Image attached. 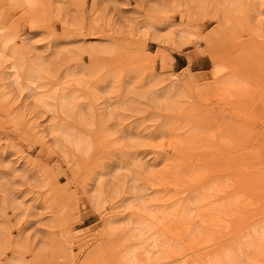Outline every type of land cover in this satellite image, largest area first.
<instances>
[{
  "label": "rangeland",
  "instance_id": "1",
  "mask_svg": "<svg viewBox=\"0 0 264 264\" xmlns=\"http://www.w3.org/2000/svg\"><path fill=\"white\" fill-rule=\"evenodd\" d=\"M38 4L33 13L0 0V26L42 64L46 81L74 89L92 108L90 151L72 159L43 136L51 114H29L15 88L0 98V264L14 251L25 264H109L110 252L99 248L102 217L123 203L161 208L168 227L183 215L179 229L215 210L213 239L191 258L220 252L262 217L264 0H243L237 13L217 0ZM217 64L244 79L224 98L213 87ZM101 106L107 124L98 120ZM102 183L120 186L106 210L90 197ZM236 192L238 206L216 210ZM195 194L200 201L183 213Z\"/></svg>",
  "mask_w": 264,
  "mask_h": 264
},
{
  "label": "bare ground",
  "instance_id": "2",
  "mask_svg": "<svg viewBox=\"0 0 264 264\" xmlns=\"http://www.w3.org/2000/svg\"><path fill=\"white\" fill-rule=\"evenodd\" d=\"M10 1L25 4L33 13L38 11L37 6L39 5V0ZM242 1L243 0H217V6L221 9H225L226 5H229L231 13H237L240 11L238 7ZM193 3L195 4V1ZM194 4L193 6L196 4L199 6L198 3ZM250 5L253 7L252 3H250ZM252 10L258 12L260 8L254 6ZM12 41L13 38L11 34L6 33L0 26L1 101H4V97H8L11 89L14 88L18 90L19 93L25 94L29 99V102L25 103V106L29 109V114L32 112H48L51 114L47 131L45 130L42 132H45L43 136L48 137L51 134L55 145L65 150L70 158L81 159L90 151V140L84 133V129L93 124V117L91 116L92 108H90V106L86 107L85 104L79 102L78 94L75 93L74 89H67V86L59 83L52 85L53 83L50 84L48 80L46 81V76L42 73L44 70L42 64L36 62V57L29 61L26 57L27 52L24 51L22 47L15 48L14 45H12ZM55 59L52 60L55 61ZM215 69L217 79L213 87L214 91L220 97H226V95L232 93L236 88L242 85L244 79L242 80L240 78L239 73L234 71L225 73L224 65L219 64L215 66ZM66 74L68 78L74 77L73 73ZM151 93L153 95L156 94L155 92ZM99 108L98 120L102 124H107L109 118L104 115V106ZM101 137L104 141L108 138L105 134H102ZM94 190V193L90 197L93 204L98 208H103L108 205V203L113 200L111 198L113 194H115L114 196L120 194V186L116 189H111L110 193V191L106 189V184L104 183L100 184L99 187ZM227 197L228 198L224 197L225 200L221 199L222 201L216 210L218 209L223 213L234 205L238 206L241 202L240 193L236 192ZM200 199L201 197L195 194L191 199L189 198L186 200L180 209L183 213L190 210L192 211V204L193 206L194 204H198ZM121 206H123L122 211L125 208H129L132 210V213L123 218H112V216H118L122 213L120 210ZM121 206H114L111 209V215L102 217L104 219V224L101 228V234L104 238V242L99 248L100 250L110 252L109 259L111 262H109V264H264V214L261 215L262 217L259 219L257 218L254 223H252V221V224L247 226L248 228L242 235L238 236V238L231 242L230 245H227V247L222 248L220 252H207L203 255L204 257L191 258L190 255H193L194 250L207 246L213 239L211 223L215 222L213 221L215 210L206 211L205 215H202L203 218L201 220L195 219L196 221L192 228H190V225H187L185 228H181L180 226L179 229V222L182 221L183 218L181 216L183 215L175 217L169 225L170 227H168L166 226L165 215L158 216V212H160L161 208L160 210L153 209L148 206L145 201L139 204L131 202L126 204L123 203ZM106 207L104 208L105 210L107 209ZM117 207L119 208L117 209ZM197 208L196 206V209ZM196 209L194 208L195 212ZM136 211H138L139 214L136 215V213H138ZM160 213H162V210ZM177 229L180 231H177ZM176 238H178V241L181 239L183 244H178L179 242L176 241ZM192 250L193 253L191 254L190 252ZM188 254L189 257L187 256ZM185 255L188 258H184ZM6 264L25 263L20 259L17 252L14 251Z\"/></svg>",
  "mask_w": 264,
  "mask_h": 264
}]
</instances>
